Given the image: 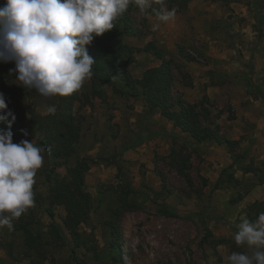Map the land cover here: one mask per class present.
<instances>
[{"label": "rangeland", "instance_id": "obj_1", "mask_svg": "<svg viewBox=\"0 0 264 264\" xmlns=\"http://www.w3.org/2000/svg\"><path fill=\"white\" fill-rule=\"evenodd\" d=\"M178 3L167 4L176 12L168 23H159L151 10L142 15L134 7L139 37L123 38L136 49L129 76L140 78L145 69L160 66L161 60L143 52L151 43L170 63L172 98L195 104L206 97L219 134L235 144L198 143L158 112L148 111L141 97L113 94L102 86L100 98L86 81L73 107L82 120L77 155L93 162L85 174L89 217L77 227L76 245L64 224V208H50L47 201L45 172L64 176V167L55 169L44 153L30 220L31 230L42 239L43 264H111L116 254L118 264H226L232 252L247 251L235 244L233 234L243 219L257 220L255 204L264 202V183L258 184L264 175V0ZM17 83L1 82L11 98L0 115L17 109L46 115V101L37 94L24 97ZM0 130L5 131L1 122ZM22 140L38 145L28 121L13 143ZM172 150L189 161L182 174L172 166ZM64 163L72 165L73 159ZM249 164L258 169L256 175L243 173ZM127 186L132 193L121 206L118 197ZM47 208L53 218L45 213ZM117 210L119 242L114 245L108 222ZM54 227L60 238L52 237ZM31 257L41 261L36 254ZM30 261L21 232L0 229V264Z\"/></svg>", "mask_w": 264, "mask_h": 264}, {"label": "clouds", "instance_id": "obj_2", "mask_svg": "<svg viewBox=\"0 0 264 264\" xmlns=\"http://www.w3.org/2000/svg\"><path fill=\"white\" fill-rule=\"evenodd\" d=\"M130 5L142 15L151 10L163 23L176 16L167 0H5L0 7V63H14L10 74H16L17 85L44 101L71 96L94 75L95 61L86 46L116 28ZM6 109L0 94V111ZM45 110L54 115L57 107L45 104ZM9 117L10 129L15 115L7 111L0 119ZM45 151L33 141L13 143L11 131L0 130V229L13 230V221L35 206L33 186ZM235 228V244L247 251L232 252L226 264H264V212Z\"/></svg>", "mask_w": 264, "mask_h": 264}, {"label": "trees", "instance_id": "obj_3", "mask_svg": "<svg viewBox=\"0 0 264 264\" xmlns=\"http://www.w3.org/2000/svg\"><path fill=\"white\" fill-rule=\"evenodd\" d=\"M188 1V0H186ZM180 2V6L185 8ZM178 5V0H167V4ZM5 0H0V7H3ZM134 5H130L124 15L116 22V28L105 32L99 37H95L91 45L86 46L88 54L94 59V75L89 81L91 93L98 97H104L102 86L111 88L113 94L135 97L139 96L143 100L148 111H156L158 114L170 122L174 128L187 134L191 139L200 143L212 141L218 145L227 147L235 144L229 142L219 134L218 126L211 120V112L206 105V97L203 101L195 104H184L174 100L171 95L172 76L170 73V63L163 59L161 52L156 51L151 43H147L143 48L144 53L151 54L161 60L159 67L145 69L140 78L132 79L129 76L128 66L135 64L134 54L136 49L126 44L124 37H139V33L134 27L132 12ZM15 65L12 62L5 63L0 67V94H3L5 101L11 98L6 89L1 88V82L10 83L16 79V74H10V69ZM115 77V78H113ZM20 93L29 99L35 96V91H29L21 88ZM5 94V95H4ZM77 101L76 93L67 97H55L46 101V104L54 103L57 112L54 115L46 113L41 116L31 109H17L11 111L16 119L8 128V120L0 119L5 131H11L12 137H17L26 121L30 122L33 132L37 135L38 146H43L45 153L53 160L55 169L63 166L64 176H58L54 170L45 172V182L48 185L47 201L49 206H62L66 212L64 224L68 228L72 241L78 245L80 235L77 227L85 224L90 212L91 197L85 190V174L90 168V159L77 155L76 145L81 136V119L74 112V103ZM5 116V115H4ZM1 116L0 117H4ZM181 151H171L172 166L176 168L179 174L182 169L188 166L189 161L182 156ZM73 159L72 165H65L64 161ZM177 159H180L178 163ZM65 165V166H64ZM231 168V167H230ZM243 173H252L256 175L258 169L253 168L252 164L242 168ZM230 178H233L231 175ZM264 183V175L258 178V184ZM34 191V200L37 201V193ZM132 193L130 186L123 189L122 195H119L120 205L125 206V198ZM258 216L264 212V202L256 203ZM50 208L45 213L53 218ZM34 214V208H30L28 214L24 213L15 220L14 230H19L23 235L24 245L28 257L31 258L30 264H43L44 251L42 239L39 234H34L30 226V221ZM120 211L112 212V221L108 222L111 234L113 235L114 245L119 242L117 220ZM248 220L254 222V218L249 216ZM53 238H60L59 230L54 227ZM32 254L39 256L41 261L35 262ZM111 264H118L117 254Z\"/></svg>", "mask_w": 264, "mask_h": 264}, {"label": "crops", "instance_id": "obj_4", "mask_svg": "<svg viewBox=\"0 0 264 264\" xmlns=\"http://www.w3.org/2000/svg\"><path fill=\"white\" fill-rule=\"evenodd\" d=\"M159 23H161V22L159 21Z\"/></svg>", "mask_w": 264, "mask_h": 264}]
</instances>
